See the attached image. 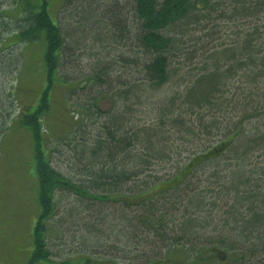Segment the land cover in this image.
<instances>
[{
	"label": "rangeland",
	"instance_id": "1",
	"mask_svg": "<svg viewBox=\"0 0 264 264\" xmlns=\"http://www.w3.org/2000/svg\"><path fill=\"white\" fill-rule=\"evenodd\" d=\"M46 1L64 45L43 118L45 155L65 179L82 183L108 170V159L97 165L93 151L98 138L108 141V131L118 129L117 139L128 138L134 145L117 156L116 172L130 174L132 180L123 187L132 195L128 202L138 204L122 205L114 196L90 201L58 187L48 226L52 255L40 264H147V257L164 264H231L224 249L202 253L197 261L188 260L186 250L206 246L204 238L215 234V227L236 228L223 219L240 194L237 177H251L254 183L264 172V141H255L264 134V103L243 121L228 150L197 166L179 190L172 188L184 177L183 167L194 150L203 151L206 140L236 130L243 103L239 91L250 83L264 90L263 69L245 68L239 53L243 35L236 33L248 27V20L237 11L238 0L224 7L221 0H211V10L193 12V21L179 22L165 33L179 47L170 64L171 79L161 86L148 81L140 65L145 59L134 40H128L138 26L128 13L130 1ZM41 4L0 0V264L29 262L34 226L42 214L35 140L30 127L19 120L25 108L33 111L38 106L48 84L45 32L25 39L19 34ZM116 22L125 24L131 36L121 38L118 31V40ZM257 40L264 45V37ZM262 50L264 54V46ZM204 76L215 84V91L208 106L191 110L190 94ZM201 90L193 96L201 99ZM212 117L220 129L209 126ZM228 188L230 193H219ZM135 194L154 200L132 199ZM262 198H254L258 207ZM148 216L154 226L146 223ZM191 234L196 236L185 246L181 236ZM226 240L231 247L235 237Z\"/></svg>",
	"mask_w": 264,
	"mask_h": 264
},
{
	"label": "trees",
	"instance_id": "2",
	"mask_svg": "<svg viewBox=\"0 0 264 264\" xmlns=\"http://www.w3.org/2000/svg\"><path fill=\"white\" fill-rule=\"evenodd\" d=\"M129 1L131 7L128 13L131 14L132 21L137 23L138 26L136 32L133 33V37H130L128 40H134L140 50L138 51V53H140L139 56L145 59L140 65L143 66V71L148 81L156 86H161V84L171 79L172 70L170 64L173 61L172 56H174V52L178 50L179 47V43L175 42V38L165 33L168 32L169 29L173 30L172 28L176 27V24L179 22L182 23V21H185L186 24L188 20L191 21L195 16H193V12L207 8L211 10L213 2L211 0H128V2ZM228 1L230 0H221V7H224V5L226 6ZM68 2L69 1L66 0L65 5H67ZM197 2L201 3L197 5ZM237 3L240 7L237 11L248 20V24L246 25L248 27L244 26L239 29V33H236L238 36L243 35V42H241L240 46L241 52L239 53H241L242 57L245 59V61L243 60L246 62L244 66L248 69L253 68L255 71L263 69L262 72H264V54L262 50L264 45L262 41L258 42L257 40L264 37V0H238ZM247 4L252 6V9L249 8ZM46 5L47 1L42 0L40 11L38 13H32L28 27H26V29H21L19 32L21 38L25 39L40 33V31H44L47 38V50L44 57L48 70L47 87L43 91L38 106L33 111H30L28 107L25 108L22 115L19 117L21 124L30 127L32 136L35 140V159L40 189L39 200L42 209V214L38 217L34 226L33 242L35 245L27 264H40L42 261L50 260L52 253L49 250L48 226L50 218L55 214L54 209L56 203L54 193L58 190V187L72 190L79 198L81 197L90 201L93 199L108 201L110 199L112 200L111 196H114L119 198L118 200H114L122 202V205L134 206V204H138L128 202L127 197L131 198L132 195L126 194L123 187L126 180H132V178H129L130 174H127L124 170L116 172V168L119 166L116 164L117 156L121 155L126 146L129 147L134 145L128 138L117 139L115 133L119 131L118 129L117 132L113 130L108 131L110 138L108 141L98 138L96 142L98 145L97 149L93 151V160H95L97 165L100 161L108 159V162H105L108 170L102 169L99 173L91 175L90 179L82 181V183L79 182V184H74L73 181L65 179L58 171H55V169L50 166L43 146L46 140V136L43 133V118L45 115L44 113L47 112L50 106L48 99L49 90L52 87L51 85L53 80H55L58 72L57 69L61 63L60 58L64 45V37L59 23L55 24L48 15ZM255 17H257V19ZM258 20H261V22ZM114 28L117 30L116 35L118 40L129 37L128 34L130 33L127 31L128 27L125 26V24L116 22ZM118 31L121 33V38L118 35ZM231 33L234 34V31ZM239 56L240 55L237 54L238 59L242 62V57L239 58ZM137 64L139 65V63H136V65ZM214 85L211 79L204 76L202 81L196 85L193 92L190 94L191 103L188 104L189 109L194 110L202 105H207L211 101L215 91L216 87L214 88ZM203 86L204 88H202ZM199 88L202 89L200 91L201 99L193 96ZM239 92L243 97V103L240 104V117L237 122H235V126L237 127L236 130L233 131V134L231 132L225 133L222 137H219L221 139L218 138L215 140V138H213L214 140H206L203 142V151L197 150L198 148L194 150L190 159L183 167L184 177L177 181L178 186L173 187V191L179 190L181 185L187 184L188 178L194 175L197 166L207 163L210 158H217L228 150L233 141L238 138L237 136L243 127V121L253 116L260 105L264 103V90H260L258 86L254 87V85L250 83V85ZM215 119L216 118H213L209 125L210 127L212 126V128L217 126V120L215 121ZM232 126L234 125L232 124ZM216 128L220 129L218 127ZM258 139L259 140H255L258 141L257 143H259L260 140L264 141V134L260 135ZM260 146L261 144L255 147ZM258 176L259 177L254 178V183H251L253 180L251 177H248V179H242L239 175L237 177L238 187L236 189L239 190L240 194L232 190L235 194L237 193L236 203L232 204L231 207L227 209L224 213L227 214V216L223 219V223L230 222L235 225L236 228L232 231H226L222 229L223 226L221 229L215 227L213 230L215 234L204 238L206 246L202 245L200 249H195V247L190 245L194 250L193 252L191 250H186L188 260L192 257L193 259L196 258L197 261L198 257L201 258V256H203L202 253L214 255L224 249L228 254V260L231 261V264H264V172L259 173ZM99 190L102 191L101 195L94 193V191ZM219 193L228 194L230 190L229 188L223 189L220 190ZM156 195L157 194H155V196ZM135 197L142 201L154 200L148 198L143 199L140 194L133 195L132 199ZM257 197H263V202L259 207L257 204L258 201L254 200V198ZM148 219L149 221H146V223L154 226V220L149 216L147 220ZM165 220L166 218L164 217L162 221L165 222ZM157 222H160V220H157ZM166 226L167 224L165 222L164 227ZM185 236L186 235L181 236L182 239H180V241H182V243L185 241L184 244L187 246V244L194 239L193 236H196V234H191L190 237ZM231 236H234L235 240L232 243L233 246L229 247L226 245V239L229 237L231 238ZM197 239L200 240L201 237H197ZM156 259V257H147L145 260L147 264H164ZM220 259L222 258L220 257Z\"/></svg>",
	"mask_w": 264,
	"mask_h": 264
}]
</instances>
